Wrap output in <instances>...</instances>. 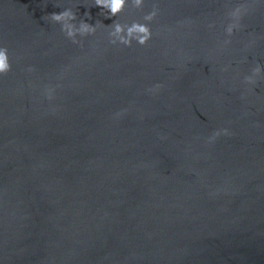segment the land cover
<instances>
[{
	"label": "water",
	"instance_id": "water-1",
	"mask_svg": "<svg viewBox=\"0 0 264 264\" xmlns=\"http://www.w3.org/2000/svg\"><path fill=\"white\" fill-rule=\"evenodd\" d=\"M154 5L144 46L112 45L105 28L74 44L45 19L143 23ZM101 12L0 0V264H264V75L244 81L264 66V3Z\"/></svg>",
	"mask_w": 264,
	"mask_h": 264
},
{
	"label": "clouds",
	"instance_id": "clouds-1",
	"mask_svg": "<svg viewBox=\"0 0 264 264\" xmlns=\"http://www.w3.org/2000/svg\"><path fill=\"white\" fill-rule=\"evenodd\" d=\"M260 3H264V0H259ZM95 6L102 9L101 14L106 18L119 17V15L131 4L135 9H143L145 0H94ZM245 5H239L229 12L231 22L228 23L225 31L228 36H231L234 31L239 30L240 20L246 12ZM158 8L154 5L152 10L143 16V23L134 21L131 24L120 23L116 20L112 25L105 26L101 21H97L95 25L86 22L84 19L77 18L76 12L71 8L64 9L60 13H52L50 16L45 17L46 20H50L55 24L60 25V30L64 35L71 40L74 44H81L84 38L94 36L98 29L105 28L108 31V38L112 45H123L131 47L133 42L144 46L152 39V30L148 26L157 16ZM88 19H91L90 13H85ZM225 43H230L226 41ZM12 69L9 50L7 47L0 46V77L9 73ZM32 71V69H29ZM264 75V66L257 63L255 67L251 69V73L244 77V81L247 85L256 88L259 80ZM162 86L157 84L153 88L149 89L150 92H157ZM55 88L48 87L45 89V96L48 100L54 98ZM122 113H117L116 116H121ZM221 135H230L228 128H222L215 131L208 138L209 143L215 142Z\"/></svg>",
	"mask_w": 264,
	"mask_h": 264
}]
</instances>
